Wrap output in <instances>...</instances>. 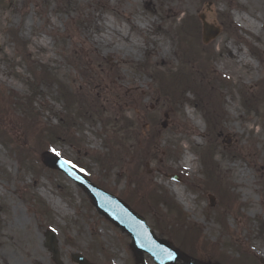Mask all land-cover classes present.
<instances>
[{
  "label": "rangeland",
  "instance_id": "rangeland-1",
  "mask_svg": "<svg viewBox=\"0 0 264 264\" xmlns=\"http://www.w3.org/2000/svg\"><path fill=\"white\" fill-rule=\"evenodd\" d=\"M149 1L72 0L75 6L69 12L60 10V0L0 2V103L4 105L0 130L8 136L7 145L0 136V264H56L46 246L48 232L55 236L59 264H76L74 254L92 264H136L129 236L100 215L71 178L46 167V153L74 165L134 211L147 201L138 188L140 180L160 190L182 212V222L176 223L175 213L173 219L161 200L149 202L141 215L157 238L200 264H261L264 259V173L262 166L249 162L250 158L264 166V0H194L187 14L173 18L166 9L168 0ZM125 13L131 22L124 19ZM238 15L254 25L238 22ZM183 16L192 32L189 42L181 44ZM203 22L220 30L207 44L202 41ZM143 24H148L146 29H141ZM12 32L26 44L37 65L50 68L57 81L73 92L89 95L87 107L97 106L103 120L86 118L71 107L70 130L52 145L46 141L45 131L65 115L58 82L29 89L27 67ZM183 46H190L195 55L202 51L203 60L209 58V68L201 70L202 83L210 82L206 94L210 92L214 107L222 100L224 115L217 129L207 127L191 92L182 104L172 105L158 93L144 68H182ZM89 47L96 52L89 53ZM244 52L250 62L222 67L230 53L239 60ZM195 63L199 65V60ZM191 66L196 65H185ZM202 98L199 101L205 104L208 100ZM24 103L35 109V121L25 118ZM109 118L116 119L117 136L108 131L110 127L104 129ZM115 136L128 151L120 156L121 162L106 167L100 159L122 153L111 144ZM146 140L149 153L142 154ZM15 145L29 152L17 153ZM204 150L214 156L228 205L207 178ZM185 154L193 158L190 168L182 162ZM240 171L256 181L240 184ZM175 187L184 188L191 200L187 205L177 199ZM43 194L59 200L66 213ZM164 215L169 225L158 219ZM192 225L200 233L194 244L176 234L190 231ZM29 235L35 239L33 253ZM144 260L155 264L147 254ZM175 263L186 264L183 259Z\"/></svg>",
  "mask_w": 264,
  "mask_h": 264
},
{
  "label": "trees",
  "instance_id": "trees-1",
  "mask_svg": "<svg viewBox=\"0 0 264 264\" xmlns=\"http://www.w3.org/2000/svg\"><path fill=\"white\" fill-rule=\"evenodd\" d=\"M0 2H4V0H0ZM60 10L62 12H69L72 6H75V3L72 2V0H60ZM77 27V26H76ZM11 37L13 38L14 44L17 46V50H19L20 54L19 56L23 61L26 62L27 65V71L29 74V81H28V86L30 90H36L38 86H41L45 83H53L56 81V76L55 74L47 67H42L35 65L34 61H31L30 56L27 53V47L26 45L20 40L16 32L10 33ZM87 51L89 53H94V50L90 47L87 48ZM209 62V58H207V62ZM193 65V64H192ZM196 66H192L189 72H180V71H173V70H162L158 67H153L151 69L147 68L149 72H151V78L153 81L156 83L157 88H158V93H162L164 96L163 98L167 99L169 102L172 104H176L179 102L181 98L185 96L186 89H182V86H192L193 85V79H202L203 73L201 72L200 67L198 64H195ZM204 69V68H203ZM214 83H217L216 79H213ZM216 80V82H215ZM208 83L210 82L205 81L204 87L206 90H208ZM58 93L62 97L61 101L64 103V108L63 110L67 115L65 116H60L57 122V127L53 130L46 131L47 137L54 141L55 138L60 137L61 134H66L71 127V120L69 117V110L68 106L72 104H78L79 105V112H81L84 116H88V118H93V117H98L103 118V113L99 111L98 107L95 106V110H91L86 106H82L77 99L83 98L84 95L81 93H75L70 91L67 87H65L62 84L58 85ZM210 94V92H208ZM203 97V96H202ZM202 97H196V102L199 108L204 112L205 119L207 121V124H214V125H219L221 122V110H222V105H219V108H213L211 107V104L208 100V95H206L204 98H206L208 101L205 104H201L203 98ZM201 100V102L199 101ZM24 108H22L24 115H26V118L28 120L32 121L35 117L33 116L35 114V109L31 106V103H24ZM4 107L2 103H0V110ZM108 121V126L110 127V130L113 131L115 127L117 126V122L114 119H107ZM117 132V131H116ZM114 134L117 136V133L114 132ZM0 136L3 137L4 139H8L7 134L5 131L0 130ZM115 136V137H116ZM67 138L70 136L67 134ZM118 137L116 139L114 138L113 140V145L117 144L116 146L118 149L121 151L125 150V147L123 145V142L118 145ZM123 140V138H122ZM121 140V141H122ZM15 149L17 152L20 153H28L29 151L27 149H23L19 147L18 145H15ZM118 152V151H116ZM114 153H110L106 155L103 159H100L102 162L105 161V163H109L111 161H122L120 158V155L118 153H115V156L113 155ZM119 155L116 156V155ZM210 159H212V156L210 155ZM157 194L154 191H149L148 193V198L149 201L152 200L153 198H156ZM170 210V208L168 207ZM177 215L181 217V213L178 212ZM178 233V232H177ZM186 234L192 235V237H196L199 234V231L193 227H191V231H186Z\"/></svg>",
  "mask_w": 264,
  "mask_h": 264
},
{
  "label": "water",
  "instance_id": "water-1",
  "mask_svg": "<svg viewBox=\"0 0 264 264\" xmlns=\"http://www.w3.org/2000/svg\"><path fill=\"white\" fill-rule=\"evenodd\" d=\"M202 18V17H201ZM219 30L207 24L203 25V41L207 43L218 34ZM165 125V124H163ZM44 165L57 169L71 177L91 198L92 204L97 211L104 215L114 225L121 228L131 238V249L138 263H143V253H149L155 264H175V260L181 258L186 264H199L197 261L185 257L178 250L174 249L164 240L157 239L153 232L147 227L144 219L134 213L127 205L117 198L98 189L87 181L76 169L68 165L63 160L53 156H43ZM48 247L56 263H59V253L53 235L48 238ZM158 249H164L172 253L171 259H163ZM73 261L77 264H89L79 255L73 256ZM261 263L264 264L262 260Z\"/></svg>",
  "mask_w": 264,
  "mask_h": 264
},
{
  "label": "bare ground",
  "instance_id": "bare-ground-1",
  "mask_svg": "<svg viewBox=\"0 0 264 264\" xmlns=\"http://www.w3.org/2000/svg\"><path fill=\"white\" fill-rule=\"evenodd\" d=\"M147 2H150V1L147 0ZM193 5H195L194 0H168V5H167L166 9L168 10L169 18H173L174 16H176L177 14H179L181 12H184L185 14H187L188 13V9L191 6H193ZM123 17H124V19L127 22H131L130 21L131 20V16H130L129 13L123 14ZM237 21L242 23V24L246 21V22H248V26L254 25L253 21H251L250 19L244 17L243 15H238L237 16ZM147 25L148 24H143L141 26V29H146ZM256 26H257V29H259V24H257ZM235 55L230 53L229 54V61L224 63V64H222V67L224 65H228V64H229V66H234V62L235 61H244V62L249 61L250 62V59L248 57V54H246V52H244V53H242L240 55V59L239 60L235 57ZM192 160H193V158L189 154H185L182 157V162L185 164V166L187 168L191 167ZM249 162H250V164L253 167H257V166L261 167L262 166V170H263V173H264V166L259 161H255V160H252V159L249 158ZM238 175H239V177L241 179L240 184H242V185L249 186V185L253 184L256 181V178L254 176H251L249 173H245L244 171H240L238 173ZM173 191L176 194L177 199L180 201V203H182L184 205H187V202L191 201L190 199L186 198V196L184 194V188L183 187H175V188H173ZM43 196L47 199V201L49 203L52 204L53 207H55L56 209L66 213V211H65L66 208L61 205V202L59 200H54L51 197L46 196L45 194H43ZM28 239H29L28 244L31 247V251L33 253L35 251V249H34L35 239L31 235L28 236Z\"/></svg>",
  "mask_w": 264,
  "mask_h": 264
}]
</instances>
